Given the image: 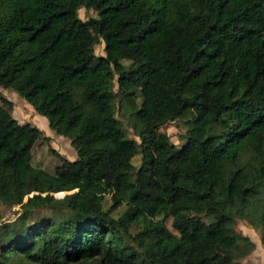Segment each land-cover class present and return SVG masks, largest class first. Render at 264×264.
Instances as JSON below:
<instances>
[{"label":"trees","instance_id":"obj_1","mask_svg":"<svg viewBox=\"0 0 264 264\" xmlns=\"http://www.w3.org/2000/svg\"><path fill=\"white\" fill-rule=\"evenodd\" d=\"M83 1L0 0V86L74 150L32 165L40 129L0 103V205L19 204L0 264H239L236 219L264 247V0H87L81 19ZM177 118L179 146L158 130Z\"/></svg>","mask_w":264,"mask_h":264},{"label":"rangeland","instance_id":"obj_2","mask_svg":"<svg viewBox=\"0 0 264 264\" xmlns=\"http://www.w3.org/2000/svg\"><path fill=\"white\" fill-rule=\"evenodd\" d=\"M87 2V0H84L83 5L77 9V15L81 19L94 15V11L88 7ZM94 52L97 54L101 53V43L94 46ZM123 62L128 63V60H123ZM5 99L11 102L10 114L12 117L18 122L28 121L38 127L41 131V134L35 139L31 146L30 162L32 165L42 167L50 173H56L68 160L74 158V150L67 137L59 135L49 128L45 117L36 113L32 106L19 97L15 92L0 86V103H3ZM117 100H114V108L116 116L118 117L125 133L124 151L127 154L130 163L136 166L140 160V153L134 128L131 125L130 119H128L127 110L124 108L127 100L125 97H119L118 102ZM184 128L182 118H177L172 121L164 122L158 127V130L164 132L168 136L169 141L176 146H179L184 140ZM100 171L106 179L111 181L110 176L102 163L100 164ZM55 195L58 196L61 194ZM111 195H113V192L104 195L102 199L108 201L111 198ZM21 200H24V197H22ZM118 203L119 206L124 205L123 201L118 200ZM172 209L173 205L169 204L167 211L156 216L155 219L164 217L166 213L172 212ZM18 212L19 204L13 206L0 205V222L11 221ZM166 224L169 225L168 218L166 219ZM233 226L253 244L251 248L246 250L241 257H239V264H264V247L261 246L259 242L257 229L251 227V225L243 219H236Z\"/></svg>","mask_w":264,"mask_h":264},{"label":"water","instance_id":"obj_3","mask_svg":"<svg viewBox=\"0 0 264 264\" xmlns=\"http://www.w3.org/2000/svg\"><path fill=\"white\" fill-rule=\"evenodd\" d=\"M73 190H74V189H73ZM62 193H64V192H63V191H61V192H57V193H55V194H62ZM55 194H54V195H55Z\"/></svg>","mask_w":264,"mask_h":264}]
</instances>
